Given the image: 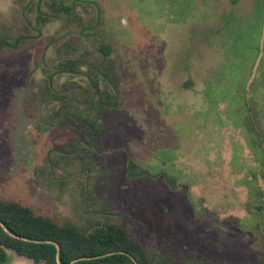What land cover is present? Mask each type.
Here are the masks:
<instances>
[{"label": "rangeland", "instance_id": "374dc122", "mask_svg": "<svg viewBox=\"0 0 264 264\" xmlns=\"http://www.w3.org/2000/svg\"><path fill=\"white\" fill-rule=\"evenodd\" d=\"M48 1L0 0V197L59 223L109 215L145 246L169 238L177 259L259 264L264 163L248 138L264 140V0H65L69 20L43 22ZM74 35L110 48L120 88L101 130L65 116L40 131L39 85ZM76 137L100 163L46 187L35 169Z\"/></svg>", "mask_w": 264, "mask_h": 264}, {"label": "trees", "instance_id": "16d2710c", "mask_svg": "<svg viewBox=\"0 0 264 264\" xmlns=\"http://www.w3.org/2000/svg\"><path fill=\"white\" fill-rule=\"evenodd\" d=\"M47 4L51 10L47 16L39 17L43 22L64 19L71 14L65 0H49ZM6 36L0 31V41ZM75 36L57 49V60L45 70L46 76L39 85L35 107L40 116L35 121H39L40 131L55 124L62 126L65 116L82 124L84 129L101 130L100 113L116 99L121 76L110 48L102 43L97 50L82 47ZM61 74L84 75L87 80L85 84L72 80L58 84L55 79ZM88 104L89 108L86 107ZM81 140L75 138L76 145L72 150L50 152L48 163L35 169L37 180L51 189L54 184L62 187L73 173L70 169L76 168L79 161L81 170L100 163L94 159V149ZM248 144L264 163V140L259 136L255 143L248 138ZM254 196L258 201V192ZM172 244L165 238L160 248L145 246L127 227L109 215H91L82 218L81 223H59L20 200L0 197V264L8 263L9 251L35 264H178L179 261L182 264H214L196 252L182 254L177 259L168 251ZM259 264H264V248Z\"/></svg>", "mask_w": 264, "mask_h": 264}, {"label": "water", "instance_id": "95a60500", "mask_svg": "<svg viewBox=\"0 0 264 264\" xmlns=\"http://www.w3.org/2000/svg\"><path fill=\"white\" fill-rule=\"evenodd\" d=\"M57 247L59 248V245L56 243Z\"/></svg>", "mask_w": 264, "mask_h": 264}]
</instances>
